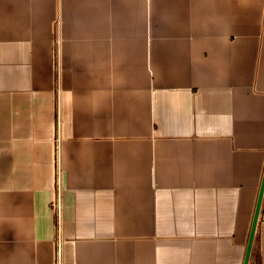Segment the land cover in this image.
<instances>
[{
  "label": "crops",
  "instance_id": "1",
  "mask_svg": "<svg viewBox=\"0 0 264 264\" xmlns=\"http://www.w3.org/2000/svg\"><path fill=\"white\" fill-rule=\"evenodd\" d=\"M263 176L264 0H0V264H244Z\"/></svg>",
  "mask_w": 264,
  "mask_h": 264
},
{
  "label": "water",
  "instance_id": "2",
  "mask_svg": "<svg viewBox=\"0 0 264 264\" xmlns=\"http://www.w3.org/2000/svg\"><path fill=\"white\" fill-rule=\"evenodd\" d=\"M263 194H264V176H263V180H262V184H261V188H260V193H259L258 200H257L255 213H254V218H253V223H252V227H251V231H250V237H249V241H248V246H247L244 264H249L250 254H251L252 245L254 242L255 232H256L257 223H258L259 214H260V208H261V204L263 201V196H264Z\"/></svg>",
  "mask_w": 264,
  "mask_h": 264
},
{
  "label": "rangeland",
  "instance_id": "3",
  "mask_svg": "<svg viewBox=\"0 0 264 264\" xmlns=\"http://www.w3.org/2000/svg\"><path fill=\"white\" fill-rule=\"evenodd\" d=\"M55 205H57V204H55ZM58 207L57 206H55V207H53V211H58V209H57Z\"/></svg>",
  "mask_w": 264,
  "mask_h": 264
}]
</instances>
